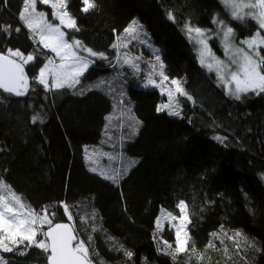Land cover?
Returning <instances> with one entry per match:
<instances>
[{"label": "trees", "instance_id": "16d2710c", "mask_svg": "<svg viewBox=\"0 0 264 264\" xmlns=\"http://www.w3.org/2000/svg\"><path fill=\"white\" fill-rule=\"evenodd\" d=\"M94 2L88 13L81 11V0L66 6L79 28L64 29L67 38L110 55L89 67L83 84L114 73L116 66L108 63L113 45L137 19L158 47L167 76L180 79L193 99L181 98L183 115L173 116L157 111L165 100L158 89L130 85L128 96L141 124L124 154L139 161L117 182L101 177L90 170L85 150L101 141L111 99L97 90L75 94L77 87L46 91L33 80L52 53L33 42L20 20L23 0H0V26L10 33L0 31V51L36 56L24 67L25 95L0 90V178L27 208L39 213L54 206L53 223L71 224L94 264H264V93L229 96L201 65L185 31L186 25L213 28L217 16L229 20L242 39L254 34L255 23L231 19L221 0ZM37 8L51 19L49 5L38 1ZM33 116L39 117L35 123ZM181 200L188 205L189 248L194 242L196 249L190 260L188 252L173 260L164 241L175 247L174 231L156 224L161 210L178 213ZM236 232L241 237L229 240ZM210 241L215 247L206 250ZM10 246L13 252L0 253L8 264H47V254L27 242Z\"/></svg>", "mask_w": 264, "mask_h": 264}, {"label": "snow or ice", "instance_id": "6c2138e0", "mask_svg": "<svg viewBox=\"0 0 264 264\" xmlns=\"http://www.w3.org/2000/svg\"><path fill=\"white\" fill-rule=\"evenodd\" d=\"M24 8L19 13V18L23 25L32 33L34 43L39 44L42 49H48L58 58H47V62L39 69L36 76L33 77L38 84L43 85L46 91L53 89H61L64 87L74 88L80 82L79 78L83 76L89 65L93 62L90 57L107 59L103 52H95L82 44L78 39L66 38L68 33L64 29L79 31L76 19L72 17L66 10L68 0H39V3L49 5L55 11L53 17L59 23L49 22L43 11H37L36 4L38 0H23ZM81 11L88 13L96 7L94 0H81ZM222 3L233 9L231 15L235 19H243L240 13L243 8H259L258 14L249 13L258 23L257 31L249 38L242 39L237 46L234 43V30L225 24L223 20L213 18L212 23L216 24L219 32L216 35L220 38L224 54L228 58L226 63L224 60L216 57L209 47L208 41L212 39L211 34H207L205 30L199 27L186 26L189 38L194 40L200 47L198 49L199 59L202 66L208 68L209 71H215L217 79L224 85L227 94L240 99L242 93L253 92L259 95L264 93V57L260 55V50L264 48V0H258L257 3L238 4L236 0H222ZM170 18H171V14ZM136 22L133 21L126 33L132 34L136 31ZM0 31L9 33V28L0 26ZM16 32L20 28L15 29ZM194 33V35H193ZM126 46V45H125ZM117 47V45H113ZM86 53L87 55H83ZM36 59L32 53L25 55L20 49L6 48L0 51V90L12 93L16 96H23L29 88V79L25 74L24 67ZM156 60L160 61L157 54ZM125 64H130L133 68H138L135 59L124 58ZM155 68V66H153ZM159 75L162 80L157 82L149 76L148 84L153 86H161L169 78L163 73V63H160ZM51 79V84L49 83ZM171 85L175 86V93L179 95H187L181 87L180 81L171 80ZM147 86V85H145ZM169 103L163 104L157 108V111L168 110L169 115L180 116L177 110L178 101H175L174 94L168 91ZM188 99H191L189 96ZM35 123L39 117L33 116ZM217 140L222 138L216 137ZM96 171V168H92ZM126 172V169H125ZM105 179L117 182L120 173L113 174L101 173ZM54 206H45L41 212L27 208L22 198L11 190L2 178H0V253H11L14 251V245L17 248L27 242V247H36L43 251L46 255L47 264H94L89 254V249L85 242L78 240L73 229L66 223H53L55 211H50ZM61 207L68 219L71 220V213L66 204L61 203ZM179 216H174L170 212L162 210L161 216L157 218V228H161L162 222L172 223L175 228V247L164 241L167 246L168 254L176 259L177 254L188 252L189 260L192 255L196 254L194 246L189 248L191 237L186 231V224L190 222L187 214L188 205L183 201L177 203ZM45 226L47 230H45ZM223 233V230L221 229ZM41 236L42 238L37 239ZM225 235H227L225 233ZM241 233L236 232L233 236H228L229 240L236 241L241 237ZM214 239H219L217 233H212ZM223 243V241H221ZM215 244L210 241L207 248H214ZM237 247L239 244L237 242ZM20 255L26 254L20 252ZM125 255L131 259L133 253L126 251ZM227 255V249H225ZM198 260H203V254L198 255ZM0 264H8L2 256H0Z\"/></svg>", "mask_w": 264, "mask_h": 264}, {"label": "rangeland", "instance_id": "374dc122", "mask_svg": "<svg viewBox=\"0 0 264 264\" xmlns=\"http://www.w3.org/2000/svg\"><path fill=\"white\" fill-rule=\"evenodd\" d=\"M257 2L258 0H236V3L238 4H249V3H257ZM225 8L227 9L229 13V17L232 19L233 17L231 15V12L233 11V9L228 8L226 6ZM36 9L37 11H43L37 8V4H36ZM54 11L55 10L51 8V19L48 17L45 11L43 12L45 13V16L49 22L58 24L59 21L55 20L53 17ZM259 11H260L259 8H255V9L243 8V11L240 13V15L243 16V19H235V18L233 19L240 21V22H246L248 20H251L255 23V27L257 31L258 29L257 21L253 19L251 15H248V14L249 13L258 14ZM215 18L218 20H223L225 24L232 27L229 20L218 18L217 16H215ZM133 21L136 22V25L134 26L136 27V31L132 34H129L126 32L122 33L114 43L115 45H117V47H114L115 49L114 54L112 55L110 60H108V63L113 62V66H116V67H113L114 73L107 74L106 76H102L94 81H90V82L83 84L82 79L86 71L89 69V67L93 65L96 61L104 60V59H100L97 57H90V59L93 62L89 65L88 69L84 72L83 76L79 78L80 82L76 84L75 86L77 87L76 92H74L75 94H83L90 90H97V91H100L102 94L106 95L112 101V110L106 116V122L103 128L101 141L98 144L86 146L87 148L85 150V154H86L85 156L87 158V161L89 162L90 170L92 168H96V171H92V170L91 171L100 175L103 178H104V175H102L101 173L113 174L114 172H119L120 173L119 178H120V176L126 174L139 161V158L131 157L128 155L126 156L125 155L126 153L124 152L125 144L132 142L136 138L139 128H140V124H141L139 118L135 115L133 111L132 101L129 99V96H128V88L130 85H134L139 88L158 89L159 92H161V94L165 96V100L160 102L158 104V107H160L163 104L169 103V97L167 93L169 90H171L174 94L175 101H178L177 110L180 111V116L183 115V112H182L183 103H182L181 98L188 99V97L190 96L191 99H188V100L193 99L190 92L184 88L182 81L180 79L169 78L167 76L164 70V63L161 60V58H160V61L156 60L157 54L160 57L158 47L151 41L150 37L147 34V31L137 19H133L129 25H131ZM186 26H192V25H186ZM186 26H185V31L187 33V36L189 37ZM192 27H195V26H192ZM201 29L205 30L206 35L207 34L212 35V39L208 41V44H209V47L211 48L212 53L216 57H218L221 60H224L227 63L228 58L224 54V50L220 42V38L216 35V33L219 32V28L217 27V25L214 24L213 28L211 27V28H206V29L201 28ZM262 35H264V32H262ZM246 38H249V37H246ZM74 39H77V38H74ZM242 39H245V38H242ZM242 39L238 38V36H236L234 32V43L237 46H240L239 42ZM191 42L193 44V47L195 48L198 60L200 62L199 53H198V49L200 46L196 44L194 40H191ZM212 42L218 45L219 53H217L213 49ZM95 52H98V51H95ZM103 53L105 54L107 58L110 57L108 52H103ZM83 55H87V54L83 53ZM52 58L56 59L57 63L59 62L58 58L55 57L54 53H52ZM124 58L135 59V63L138 65V68H133L130 66V64H125L123 62ZM161 62L163 63V69H162L163 73L169 78V80L164 82V84L159 87L149 85L148 84L149 76H151V78L156 80L157 82L162 80V77L159 75V72L161 71L160 69ZM153 66H155V68H153ZM206 69L207 71H209L208 68ZM209 72L213 74L218 84L221 85L223 89L226 91L224 85L217 79L216 72L215 71H209ZM173 79L180 81L181 87L183 88V91L187 95H179L175 93V86L171 85L170 83V81ZM49 83L51 84V79H49ZM243 94L245 93H242L241 95ZM229 96H232V95H229ZM163 111H166L168 113L167 109ZM125 169H126V172H125ZM262 179L264 181V174L262 175ZM166 212H170L174 216L180 215L179 210H178V213H174L171 211H166ZM187 224H186V231L188 232ZM164 227L173 229L174 235H175V228L172 226V223L162 222L161 228L159 230H162ZM0 236H2L1 233H0ZM0 256L2 255L0 254Z\"/></svg>", "mask_w": 264, "mask_h": 264}, {"label": "water", "instance_id": "95a60500", "mask_svg": "<svg viewBox=\"0 0 264 264\" xmlns=\"http://www.w3.org/2000/svg\"><path fill=\"white\" fill-rule=\"evenodd\" d=\"M66 224H69V223H66ZM69 226L73 229V227H72V225L71 224H69ZM45 230H47V228H45ZM73 232H74V234L76 235V233H75V231H74V229H73ZM77 236V235H76ZM78 239V238H77Z\"/></svg>", "mask_w": 264, "mask_h": 264}]
</instances>
